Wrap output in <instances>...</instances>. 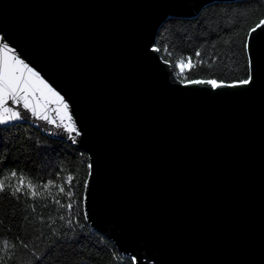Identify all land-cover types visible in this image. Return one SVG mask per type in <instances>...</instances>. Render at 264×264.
Returning <instances> with one entry per match:
<instances>
[{"label": "water", "instance_id": "obj_1", "mask_svg": "<svg viewBox=\"0 0 264 264\" xmlns=\"http://www.w3.org/2000/svg\"><path fill=\"white\" fill-rule=\"evenodd\" d=\"M239 0H0V128L86 154L89 228L133 264H264V19L248 78L180 80L169 20Z\"/></svg>", "mask_w": 264, "mask_h": 264}, {"label": "trees", "instance_id": "obj_2", "mask_svg": "<svg viewBox=\"0 0 264 264\" xmlns=\"http://www.w3.org/2000/svg\"><path fill=\"white\" fill-rule=\"evenodd\" d=\"M264 0L212 4L167 21L155 45L182 81L248 78L246 38ZM186 66L178 72V65ZM85 153L29 125L0 128V264H133L85 222Z\"/></svg>", "mask_w": 264, "mask_h": 264}, {"label": "rangeland", "instance_id": "obj_3", "mask_svg": "<svg viewBox=\"0 0 264 264\" xmlns=\"http://www.w3.org/2000/svg\"><path fill=\"white\" fill-rule=\"evenodd\" d=\"M186 66H183V65H178V72L182 71V69H184Z\"/></svg>", "mask_w": 264, "mask_h": 264}]
</instances>
